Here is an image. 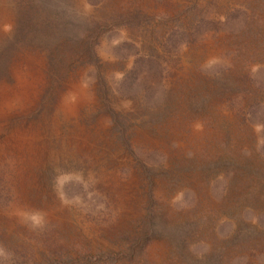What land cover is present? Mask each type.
<instances>
[{
    "label": "rangeland",
    "instance_id": "1",
    "mask_svg": "<svg viewBox=\"0 0 264 264\" xmlns=\"http://www.w3.org/2000/svg\"><path fill=\"white\" fill-rule=\"evenodd\" d=\"M0 264H264V0H0Z\"/></svg>",
    "mask_w": 264,
    "mask_h": 264
},
{
    "label": "bare ground",
    "instance_id": "2",
    "mask_svg": "<svg viewBox=\"0 0 264 264\" xmlns=\"http://www.w3.org/2000/svg\"><path fill=\"white\" fill-rule=\"evenodd\" d=\"M2 17V16H1ZM2 19V18H1ZM32 76V75H31ZM24 81V80H23ZM25 83V82H24ZM23 83V84H24ZM20 88V87H19ZM71 91H72V89H71ZM26 92V91H25ZM82 95V94H81ZM77 98V97H76ZM66 104V103H65ZM67 106H68V104H67ZM16 134V133H15ZM30 134V133H29ZM6 138V137H5ZM8 139V138H7ZM15 141V140H14ZM13 141V142H14ZM20 141V140H19ZM22 143H23V141H22ZM16 144V143H15ZM19 144H20V142H19ZM18 145V144H17ZM17 145H15V146H17ZM19 146V145H18ZM21 146V145H20ZM17 149V148H16ZM19 152V151H18ZM23 152V151H22ZM33 153V152H32ZM23 154V153H22ZM27 155V154H26ZM26 157V156H25ZM24 158V157H23ZM27 158V157H26ZM34 157H32V159H33ZM26 160V159H25ZM28 160V159H27ZM36 160V159H35ZM29 162H30V160H29ZM32 163V162H31Z\"/></svg>",
    "mask_w": 264,
    "mask_h": 264
}]
</instances>
